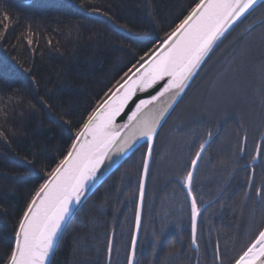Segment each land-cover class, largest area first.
I'll use <instances>...</instances> for the list:
<instances>
[{"label": "trees", "instance_id": "1", "mask_svg": "<svg viewBox=\"0 0 264 264\" xmlns=\"http://www.w3.org/2000/svg\"><path fill=\"white\" fill-rule=\"evenodd\" d=\"M196 2L0 0V24L7 25L0 26V108L6 113L0 114L5 134L0 136V264L8 262L14 232L33 193L67 154L88 115ZM259 7L223 37L194 79L199 75L201 82L209 76L211 80L214 73V83L217 59L227 54L233 62L234 82L227 83L233 92L243 84L248 98L264 100V7ZM236 102V113L243 117L210 122L201 116L179 117L174 111L166 119L148 166L134 264H233L249 243L254 228L250 224L256 222L258 230L264 206V126L257 136L260 126L255 125L264 104L258 108L242 104L240 98ZM175 116L179 118L171 125ZM188 125L193 132H186ZM209 132L212 138L192 187L197 204H207L199 217L196 243L189 224L170 229L163 238L160 213L178 212L182 195L187 204L183 218L191 216L181 178ZM147 145L138 146L82 204L52 264H128ZM149 200H154L149 221L156 240L145 246Z\"/></svg>", "mask_w": 264, "mask_h": 264}, {"label": "snow or ice", "instance_id": "2", "mask_svg": "<svg viewBox=\"0 0 264 264\" xmlns=\"http://www.w3.org/2000/svg\"><path fill=\"white\" fill-rule=\"evenodd\" d=\"M257 3L258 0H198L188 15L163 41L162 47L164 45L167 47L150 63L145 61L147 67L141 64L143 71L137 69L140 74L135 79L129 77L123 84L117 81L119 87L113 93L114 98L109 97L110 102L106 100L104 104L93 109L81 125L76 140L67 154L33 193L14 232V246L7 264H52L58 243L70 223L74 205L81 203L89 186L98 178L97 174L101 167L106 161L111 160L114 146L116 153H122L132 149L140 139L146 138L148 145L143 161V173L147 175L148 159L152 153V138L156 135L161 121L170 114V110L184 89L189 86L197 70L225 34L254 10ZM3 15L5 19L8 18L6 12ZM0 26L5 29L7 27L6 24ZM27 42L29 45L32 44L30 37ZM48 43L51 44L52 41L49 40ZM165 77L168 80L164 86L149 99H141L128 116L127 122L120 125L115 123L116 117L138 90L146 91ZM111 91L109 89V92ZM12 99L10 96L9 100ZM0 114L6 115L2 108ZM125 129L127 131L121 136ZM4 135V132L0 131V136ZM211 138L212 133L209 132L208 139L200 144V150L191 161V170L181 178L191 198V234L194 244L197 217L200 215L196 195L192 192L194 170L198 166V161H202V154L209 146ZM143 198L144 181L141 179L139 188L141 202ZM136 227L137 229L140 227L139 207ZM135 244L136 240L133 237V255ZM108 252L109 254L112 252L111 243ZM128 264H132L131 256ZM235 264H264V229L247 244L246 249L235 260Z\"/></svg>", "mask_w": 264, "mask_h": 264}, {"label": "rangeland", "instance_id": "3", "mask_svg": "<svg viewBox=\"0 0 264 264\" xmlns=\"http://www.w3.org/2000/svg\"><path fill=\"white\" fill-rule=\"evenodd\" d=\"M259 10L264 7V2L259 5ZM226 59V61H225ZM232 58H229V55H222L217 59V79L213 83V74H211V80L206 78L205 80L202 79L203 81L201 82L199 75L194 79L188 90L185 92L184 96L181 98V100L178 102L172 113L175 111L180 112L181 116L179 117H187V116H201V118L208 120L210 122L217 121L218 117L219 120L223 121L224 119L228 118L229 116H242L240 114L236 113V110L234 108V104L237 103L236 101L241 99L242 104H249L251 106L259 105L258 108L262 107V103L264 104V100H258L257 97L255 98H248L249 95L247 91H242L244 89L243 84H238L237 87H235V92H233L234 88L231 84H227L229 82H234L231 80L234 78L233 73H232ZM229 69L231 73L229 72ZM212 73V72H211ZM229 74H232V77L229 78ZM199 78V79H197ZM258 82V81H257ZM259 83V82H258ZM261 86V84H259ZM239 88V89H238ZM232 94H234V99L232 97ZM234 102H233V100ZM237 99V100H236ZM216 102V103H215ZM246 106V105H244ZM248 106V105H247ZM257 107V106H256ZM226 109V110H225ZM261 115H264L263 112H258ZM257 113V120H256V127L260 126L257 129V136L261 132L263 126H264V116H259ZM175 116L173 120L171 121V125H174L177 119L179 118ZM243 117V116H242ZM164 127V125H163ZM162 127V129H163ZM194 127L193 126H186V132L191 131L193 132ZM256 138V137H255ZM207 162L203 163V167H205ZM204 169V168H203ZM206 170H201L200 172H205ZM200 173V174H201ZM155 199V198H154ZM152 203L154 204V200H149L148 205H147V210H146V226L144 228V234H143V239L142 242L145 246L147 244L154 242L155 235H153V230L151 227V221L149 219L151 218L150 216V211H151V206ZM163 204V203H162ZM190 207V206H189ZM179 211L175 212L173 214H167L164 213L162 215L160 213V218H161V232L160 235L162 237H166L167 234L169 233L170 229H179L183 227L184 225H190L191 226V216L190 218L185 219L183 218L185 212L187 210V204H186V199L182 195L181 201L179 203L178 207ZM258 221H259V228L257 231L256 230V222H252L250 224L251 226H254L252 235H250L247 238V242H250L252 239L255 238L257 233L263 228L264 226V206L263 210L261 211L260 214H258ZM162 238V239H163ZM212 264H214V261H212Z\"/></svg>", "mask_w": 264, "mask_h": 264}, {"label": "water", "instance_id": "4", "mask_svg": "<svg viewBox=\"0 0 264 264\" xmlns=\"http://www.w3.org/2000/svg\"><path fill=\"white\" fill-rule=\"evenodd\" d=\"M264 0H258V3L255 5V7H257L259 4H261ZM254 7V8H255ZM167 38V37H166ZM165 38V39H166ZM164 39V40H165ZM171 43V41L169 42ZM162 44L163 42L145 59L143 60L135 69H133L126 77L123 81L120 82V84H123L125 80H127L129 77H132V79H135L136 76H138L140 74V72L137 71V69H140V71L142 72L143 69L140 67L141 64H144L145 67H147V63H145V61H147L148 63L151 62L152 59L155 58L156 55H159V52L163 51L164 48L167 47V45H164L162 47ZM201 67V66H200ZM200 69V68H199ZM198 69V70H199ZM197 70V72H198ZM135 74V75H134ZM197 74V73H196ZM195 77V76H194ZM193 77V79H194ZM192 79V80H193ZM168 78L165 77L164 80H161L159 81L156 85H154L152 88L150 89H147L146 91H137L136 95L129 101L128 105H126L125 109L120 113V115H118L116 117V120H115V123L120 125V124H124L125 122H127V118L129 115H131V112L135 109V105L137 103H139V101L141 99H149L150 96L152 95H155L157 91H159L163 86L164 84L167 82ZM192 82V81H191ZM190 82V83H191ZM189 83V85H190ZM119 87V85H117L112 91L111 93L98 105H102L104 104V102L106 100H109V97H113V93L116 92V89ZM188 88V87H187ZM186 88V89H187ZM186 89H184V91L182 92L181 96L178 98L177 100V103L178 101L181 99V97L183 96V94L185 93ZM114 98V97H113ZM110 102V100H109ZM176 103V104H177ZM176 104L174 105V107L176 106ZM97 106V107H98ZM150 107V106H149ZM173 107V109H174ZM172 109V110H173ZM147 109H145L146 111ZM170 110V113L171 111ZM169 116V114L165 117L164 120L161 121L160 123V127L157 129V132H156V135L152 138V152H153V149H154V144H155V139H156V136L160 130V128L162 127L163 123L165 122V120L167 119V117ZM127 129L123 130L121 132V136L124 135V132H126ZM208 139V138H207ZM206 139V140H207ZM74 140H76V136L74 138ZM211 141V140H210ZM209 141V143H210ZM144 142H148L146 138L144 139H140L132 149L130 150H127V151H124L122 153H116L115 151V146L113 147V151L111 153V160L110 161H106V163L101 167V170L100 172L97 174V179L94 181L93 184H91L89 186V190L88 192L86 193V195L84 197H82V200H81V203L78 204V205H74L73 207V214H72V217L70 219V221L72 220V218L74 217V215L76 214V212L78 211V209L81 207V205L85 202V200L92 194V192L105 180V178H107L109 176V174H111L116 168L117 166H119L121 164V162L123 160H125L138 146H140L142 143ZM208 146L206 147V150H207ZM200 150V149H199ZM205 150V151H206ZM147 153V151H146ZM205 153V152H204ZM203 153V154H204ZM152 154V153H151ZM202 154V156H203ZM150 158L151 156L149 157L148 159V166H149V162H150ZM257 159V153L253 159V161L250 163L252 165V163H254ZM199 163L200 161H198V166H199ZM197 166V168H198ZM197 168L194 170V176L196 174V171H197ZM191 170V169H190ZM48 178V177H47ZM146 178H147V175H144L143 171H142V176H141V179H143L144 181V196H145V188H146ZM253 178V173L251 175V179ZM252 181V180H251ZM184 188L186 190V193L188 195V190H187V187L184 185ZM189 197V195H188ZM189 200H190V204H191V198L189 197ZM143 205H144V198H143V201L141 202L140 199H138V205H137V209L139 207V212H140V227L137 229L136 227V222H135V228H134V234H133V237H135V240H136V244H135V254H136V249H137V244H138V239H139V236H140V231H141V224H142V214H143ZM207 204H203L202 206L198 207L200 209V214L201 212L203 211V209L206 207ZM136 215H137V212H136ZM200 216V215H199ZM199 216L197 217V228H198V222H199ZM64 234V233H63ZM197 235V233H196ZM61 240V239H60ZM133 240V238H132ZM60 242V241H59ZM59 244V243H58ZM58 247V246H57ZM57 249V248H56ZM56 251V250H55ZM135 254L133 255V245L131 243V248H130V253H129V257L131 256L132 257V264H134V259H135ZM53 258V257H52ZM129 261V259H128ZM235 264V262L233 263Z\"/></svg>", "mask_w": 264, "mask_h": 264}, {"label": "flooded vegetation", "instance_id": "5", "mask_svg": "<svg viewBox=\"0 0 264 264\" xmlns=\"http://www.w3.org/2000/svg\"><path fill=\"white\" fill-rule=\"evenodd\" d=\"M261 19V18H260ZM260 19H258V20H256L255 22H253V24L254 23H256L257 21H259ZM253 24H251V25H253ZM261 84V83H260ZM264 87V86H263ZM262 112H263V109H262ZM264 113V112H263ZM259 114V116H264V115H261L260 113H258ZM233 116V115H232ZM257 116V115H256Z\"/></svg>", "mask_w": 264, "mask_h": 264}]
</instances>
